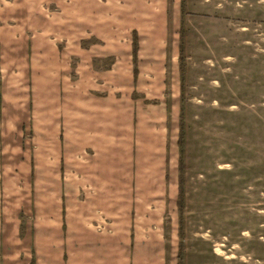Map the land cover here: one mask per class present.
I'll use <instances>...</instances> for the list:
<instances>
[{"label":"rangeland","instance_id":"374dc122","mask_svg":"<svg viewBox=\"0 0 264 264\" xmlns=\"http://www.w3.org/2000/svg\"><path fill=\"white\" fill-rule=\"evenodd\" d=\"M188 1L195 87L181 109L184 145L163 164L183 162V214L168 179L145 210L163 213L176 264L180 248L182 264H264V0ZM124 30L115 0H0V264H24L37 212L65 211L66 122L78 114L67 97L86 84L115 99ZM112 108L101 110L114 142ZM52 167L57 187L48 185Z\"/></svg>","mask_w":264,"mask_h":264},{"label":"crops","instance_id":"0c3cea01","mask_svg":"<svg viewBox=\"0 0 264 264\" xmlns=\"http://www.w3.org/2000/svg\"><path fill=\"white\" fill-rule=\"evenodd\" d=\"M189 4L115 0L116 27L125 29L128 42L122 67L125 80L122 70L115 73L111 90L116 96L107 101L94 96L86 84L70 90L68 105L78 114L66 122L65 211L36 213L39 218L29 235L24 264H176L167 245L163 213L145 206L155 199V189L163 187L164 179L180 185V156L175 167L163 169V164L167 155L181 151V109L195 87L187 68L191 57L186 19L191 20L194 12ZM221 7L220 0L214 3V8ZM225 20L212 26L216 29ZM248 30L241 25L240 31ZM210 82L217 80L210 77ZM107 104L115 111L114 142L104 135L113 120L101 110ZM55 170L52 167L47 175L51 187L59 182ZM61 187L64 191V184Z\"/></svg>","mask_w":264,"mask_h":264},{"label":"trees","instance_id":"16d2710c","mask_svg":"<svg viewBox=\"0 0 264 264\" xmlns=\"http://www.w3.org/2000/svg\"><path fill=\"white\" fill-rule=\"evenodd\" d=\"M137 50H138V44H137V38L135 36L134 37V42H133V50H132L133 60H134V63L135 64L137 62ZM180 62H181L180 70H181V73H183V71H184V56H183L182 53L180 55ZM134 76L135 77L137 76V70L136 69L134 70ZM178 144H179V146L181 148L184 145V139H183V122H182V120L180 122V135H179ZM179 168H180V185H179L180 192H179L178 209H179L180 215L182 216V214H183V203H184V191H183V188H182L183 187L182 172H183V169H184V165H183L182 160H180ZM178 258L180 260L179 264H182V248H180L179 257Z\"/></svg>","mask_w":264,"mask_h":264}]
</instances>
